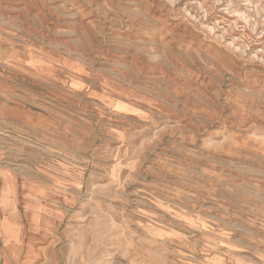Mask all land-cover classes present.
Listing matches in <instances>:
<instances>
[{"label": "rangeland", "instance_id": "rangeland-1", "mask_svg": "<svg viewBox=\"0 0 264 264\" xmlns=\"http://www.w3.org/2000/svg\"><path fill=\"white\" fill-rule=\"evenodd\" d=\"M0 264H264V0H0Z\"/></svg>", "mask_w": 264, "mask_h": 264}, {"label": "crops", "instance_id": "crops-1", "mask_svg": "<svg viewBox=\"0 0 264 264\" xmlns=\"http://www.w3.org/2000/svg\"><path fill=\"white\" fill-rule=\"evenodd\" d=\"M10 187H9V184H8V180L6 181V189L8 190ZM11 190V189H9Z\"/></svg>", "mask_w": 264, "mask_h": 264}, {"label": "bare ground", "instance_id": "bare-ground-1", "mask_svg": "<svg viewBox=\"0 0 264 264\" xmlns=\"http://www.w3.org/2000/svg\"><path fill=\"white\" fill-rule=\"evenodd\" d=\"M7 239V238H6Z\"/></svg>", "mask_w": 264, "mask_h": 264}]
</instances>
